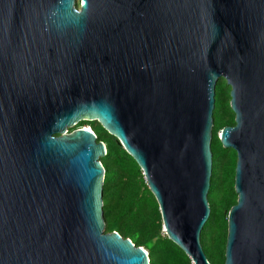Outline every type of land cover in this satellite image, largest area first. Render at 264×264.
<instances>
[{"label":"water","instance_id":"1","mask_svg":"<svg viewBox=\"0 0 264 264\" xmlns=\"http://www.w3.org/2000/svg\"><path fill=\"white\" fill-rule=\"evenodd\" d=\"M220 79L237 195L224 264H264V0H0V264H150L104 232L106 146L68 133L86 120L137 164L168 240L210 264Z\"/></svg>","mask_w":264,"mask_h":264},{"label":"rangeland","instance_id":"2","mask_svg":"<svg viewBox=\"0 0 264 264\" xmlns=\"http://www.w3.org/2000/svg\"><path fill=\"white\" fill-rule=\"evenodd\" d=\"M76 6H79L78 1L76 2ZM217 85H219L222 88V95L226 105V110L229 112L230 87L226 84V81L223 79H220L217 82L216 86ZM228 119H231V122L233 123L232 125H228V126H233L234 125L233 113L231 114L229 112L228 116H226L223 120L214 121L213 119L214 125L212 129L211 141L213 140V136H216L219 141L220 132H221V128L223 127V123ZM80 123L68 129V133H71L75 129L88 128L91 129V131L95 134L98 131L100 132L102 128L97 121L86 120L84 121L85 124H80ZM103 137H108V136L103 133L100 135L99 140ZM112 141H115L117 143L116 139ZM220 149H222V146L219 145L218 143L217 152L220 154V156L218 158L215 167H213V161H212V171L210 177V184L212 183L213 185H215V190L207 195L208 205L210 208L209 218H213L214 223L212 227L210 229H207L206 232L203 234V240H201L200 237V243L202 242L204 243V246L209 256V260L210 258L216 259L215 257L217 256H220V258L224 256V247H225L226 234H227V216L231 205H233V203L237 200V195L234 192V169L236 165V153L232 149H230L228 153L222 154ZM109 150L114 155V157L121 156L116 146H111ZM106 163L108 164V166H110V169L112 171H115L116 173L119 174V178L112 181L108 185V190L105 193V195L103 192V197H102L103 200L105 196V198L108 201L110 202H112V200L114 201L112 208L107 210L106 214H104V209H103V218L105 224L106 222L110 221L119 210L123 208L129 209L130 208L129 205L136 198L138 192L143 188V186H141V181L135 175L132 174L133 169H131V167L129 166L127 158H125L123 161H118L114 158H111L109 161H106ZM225 217H226V224L224 220ZM154 219H155V214L152 210L151 205L146 204V208L143 215L141 214L140 216H137L136 218L133 219H130L128 217L129 221L127 223V230L131 232L132 237L136 239L139 233H135V232L139 230H143L144 227L147 224H149L151 220ZM154 235H155L154 238L166 237L162 227L158 231H155ZM151 237H152L151 233L146 237V242L148 245H150L151 243V240H149L151 239ZM142 249L144 250V248ZM158 263L161 262L158 261Z\"/></svg>","mask_w":264,"mask_h":264},{"label":"trees","instance_id":"3","mask_svg":"<svg viewBox=\"0 0 264 264\" xmlns=\"http://www.w3.org/2000/svg\"><path fill=\"white\" fill-rule=\"evenodd\" d=\"M229 112L232 114V111L229 109ZM229 112L226 110V105L224 102V98L222 95V88L217 85L215 89V109L213 111V119L214 121L216 120H223L226 116H228ZM80 124H85L84 121L81 122ZM233 123L231 122V119H228L223 123V127L232 125ZM214 125V122H213ZM222 127V128H223ZM221 128V130H222ZM106 134L108 137H103L99 140V137L101 134ZM96 134V140L97 142L101 141L105 144L106 146V155L99 159L100 162L102 163L104 170H105V175H104V181H103V192L104 195L108 190V185L119 178V174L116 173L115 171H112L110 169V166L106 163V161H109L111 158H114L118 161H123L125 158L128 159L129 166L131 169H133V175H135L140 181H141V186L143 188L138 192L136 198L131 202L129 205L130 208H123L119 210L113 218L106 222L104 230L107 233L111 232H116L118 233L122 238L124 239H129L134 246L136 247H141L144 248V250L148 254L149 258V263L150 264H191L190 259L175 245L173 244L170 240H168L167 237L165 238H154V232L158 231L162 227V222H161V217L160 213L158 210V205L147 188L144 178L142 175V172L140 171L139 167L137 164L134 162V160L124 151V149L119 146L115 141L113 136H110L107 134V132L101 128V131L95 133ZM221 145L220 141H218L216 136H213V140L211 141V152H212V161H213V167L216 166L218 158L220 154L217 152V144ZM111 146H116L117 149L119 150L121 156L120 157H114V155L110 152L109 148ZM222 146V145H221ZM222 154H226L230 151V149H220ZM215 190V185L212 183L210 184L209 188V193H212ZM113 200L112 202L108 201L105 196L103 200V209H104V214L107 213V210L111 209L113 206ZM146 204H150L152 207V210L155 214V219L151 220L149 224H147L143 230H139L135 233H139L138 237L134 239L132 237V233L127 230V223H128V217L130 219L136 218L137 216H140L141 214L143 215ZM236 204V201L233 203L232 206ZM230 207V208H231ZM225 224H226V217H225ZM214 223L213 218H209L201 232V240H203V234L206 232L207 229H210ZM152 234L151 243L150 245L147 244L146 242V237L148 235ZM227 235V234H226ZM226 242V241H225ZM202 248L207 256V259L209 260V256L207 253V250L204 246V243L202 242ZM225 250V247H224ZM216 259H211L209 260L210 264H224V256L220 258V256L215 257ZM161 262V263H158Z\"/></svg>","mask_w":264,"mask_h":264},{"label":"built area","instance_id":"4","mask_svg":"<svg viewBox=\"0 0 264 264\" xmlns=\"http://www.w3.org/2000/svg\"><path fill=\"white\" fill-rule=\"evenodd\" d=\"M85 129H88V128H85ZM89 130V129H88Z\"/></svg>","mask_w":264,"mask_h":264},{"label":"bare ground","instance_id":"5","mask_svg":"<svg viewBox=\"0 0 264 264\" xmlns=\"http://www.w3.org/2000/svg\"><path fill=\"white\" fill-rule=\"evenodd\" d=\"M91 131V129H89Z\"/></svg>","mask_w":264,"mask_h":264}]
</instances>
